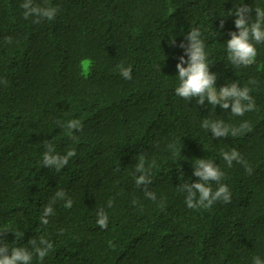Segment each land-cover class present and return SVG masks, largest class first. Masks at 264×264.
Segmentation results:
<instances>
[{
  "label": "trees",
  "instance_id": "1",
  "mask_svg": "<svg viewBox=\"0 0 264 264\" xmlns=\"http://www.w3.org/2000/svg\"><path fill=\"white\" fill-rule=\"evenodd\" d=\"M23 2L0 0V230H9V248L30 247L28 240L40 236L53 242L49 255L33 264L264 261V43L247 68H234L226 48L229 33L238 32L236 8H264V0H33L59 8L54 20L40 23L24 18ZM192 29L202 33L217 90L247 86L256 110L233 116L175 94L176 64L184 55L179 44H187ZM119 66H131V80ZM72 119L82 121V131L60 126ZM205 119L237 127L247 121L252 130L216 138L201 126ZM46 140L60 155L76 151L60 171L42 167ZM232 149L251 175L223 161L220 153ZM139 155L151 169L155 201L135 183ZM197 159L221 168L231 203L186 206L178 186L198 180L192 175ZM59 190L73 206L58 200L42 225ZM101 208L107 229L96 223Z\"/></svg>",
  "mask_w": 264,
  "mask_h": 264
},
{
  "label": "clouds",
  "instance_id": "2",
  "mask_svg": "<svg viewBox=\"0 0 264 264\" xmlns=\"http://www.w3.org/2000/svg\"><path fill=\"white\" fill-rule=\"evenodd\" d=\"M25 19L35 17L34 23H40L41 20H54L59 8L49 4L44 6L34 4L33 0H24L20 5ZM255 13L254 19L251 14ZM232 12L229 13L231 15ZM234 24L238 32H230L231 38L226 42L228 51V60L234 68L250 67L256 62L257 44L264 43V8L259 6L253 8L247 5H240L234 11ZM220 27H224V22L221 21ZM202 33L199 29L189 31L185 39L187 44L181 42L179 47L184 49V55L179 57V62L176 64L178 71L179 85L175 88V94L186 101L195 99L198 105H211L213 109L217 105L230 113L233 116H244L245 113L256 110L254 98L251 95V89L247 86L241 88L238 83H231L217 90V75L209 69L208 56L205 51V43L201 38ZM6 43H11L10 37L5 38ZM175 44V41H172ZM185 56L187 59H185ZM187 65L186 67L184 65ZM120 67V75L127 80L132 79V69L129 67ZM60 124V122H58ZM67 129L73 133L83 130L82 121L72 119L67 122ZM204 129L210 131L216 138H225L228 136L237 137L243 136L245 133L252 130L251 124L247 121L241 123L238 127L226 124L222 120L205 119L201 125ZM76 137L73 136V139ZM44 152L42 158V167L55 168L57 171L62 170L68 163L70 158L76 155L75 149L68 150L65 155L56 153L54 146L50 141H44ZM168 149L172 152L177 151L175 143L168 144ZM223 161L228 167L233 166V162L240 164L245 168V171L251 175L253 169L244 159L243 155L236 149L231 151H222L220 153ZM135 164V172L138 174L135 179L137 187L143 186L144 195L146 198L155 201L156 194L149 190L152 184L151 169L145 167L144 155L137 157ZM192 175L198 180L194 183H184L178 186V191L185 192V203L189 209H209L211 206L222 201L231 203L232 193L229 187L222 183L224 172L214 162L207 159H197L193 163ZM217 187L213 189L212 184ZM58 200H65L64 207L71 208L73 201L67 198V194L63 190L55 193L51 202L45 206L40 217V223L47 226L49 224L48 217L54 215L53 205ZM138 203L133 201V204ZM113 201H108V207L111 208ZM97 225L101 229H107L109 225V216L103 208L97 213ZM8 229L0 230V264H33L34 257H38L43 261L49 253L54 249V244L44 236L39 239L32 238L28 240L30 247H13L9 248L8 243L4 240V236ZM63 229L60 230V235H63ZM19 234H15L18 236ZM109 247H115L112 241L108 242ZM253 264H264L259 256L253 258Z\"/></svg>",
  "mask_w": 264,
  "mask_h": 264
}]
</instances>
